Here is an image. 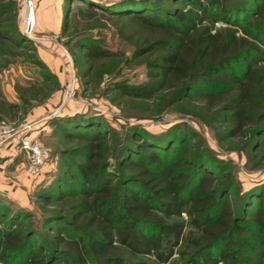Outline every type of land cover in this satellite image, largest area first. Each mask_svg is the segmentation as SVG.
Wrapping results in <instances>:
<instances>
[{"label": "trees", "instance_id": "1", "mask_svg": "<svg viewBox=\"0 0 264 264\" xmlns=\"http://www.w3.org/2000/svg\"><path fill=\"white\" fill-rule=\"evenodd\" d=\"M80 1L93 13L131 15L157 32L138 52L159 51L148 62L153 81L132 87L119 82L116 89L121 94L138 98L166 90L173 103L196 106L200 114L213 113L233 137L245 134L250 124L260 123L263 134L259 148L264 152L262 24L256 20L254 32L239 25L254 13L264 17V0ZM163 8L172 11L171 20L161 19L166 12ZM147 11L150 15L143 14ZM16 17V0H0V44L19 46L25 42ZM219 21L225 25L216 27ZM67 23L65 12L63 25ZM77 46L88 67L84 76L96 62L109 57V52L93 41ZM17 109L0 92V121ZM79 123L87 131L73 136L81 145L71 151L83 161L69 165L75 173L57 181L59 187L49 188L44 198L49 206L63 202L59 210L70 216L68 229L51 227L60 259L54 264H163L179 246L187 249L181 254L188 257V264H264L262 191H253L247 198L242 226L234 216L228 193L221 198L214 189L215 175L202 155L181 149L173 156L161 155L155 149L162 145L154 143L152 149L142 138L136 150L129 147L123 153L127 157L120 159L117 174L108 171L112 147L108 133L99 131V119L87 115ZM52 125L61 127L59 121ZM71 136L65 134L67 139ZM134 151L140 154L136 159L131 157ZM114 181H121L123 186ZM183 215L187 219H182ZM20 217V213L0 204V264H12L6 255L17 250L27 252L21 264H46L43 252L35 251L30 236L18 228ZM188 226L197 233L185 232ZM240 231L251 234L248 238L254 248L242 260L231 250L232 239ZM73 232H81V236L73 237ZM118 246L147 261L125 262Z\"/></svg>", "mask_w": 264, "mask_h": 264}, {"label": "rangeland", "instance_id": "2", "mask_svg": "<svg viewBox=\"0 0 264 264\" xmlns=\"http://www.w3.org/2000/svg\"><path fill=\"white\" fill-rule=\"evenodd\" d=\"M25 2L16 0V24L25 42L19 46L9 42L0 44V92L8 102L18 107L3 120L20 133L39 137L49 150L50 158L41 175L30 177L26 173L27 155L18 146V135L1 141L0 204L21 214L17 226L30 236L35 251L43 252L46 264L60 260L55 253L57 245L51 227L62 231L68 229L70 216L59 210L63 202L49 206L44 198L49 194V188L59 187L57 181L63 182L75 173L69 165L82 163L81 157L74 156L71 149L81 145L73 136L81 130L87 131L86 128L81 129L79 123L87 115L97 117L101 126L99 131L108 133L112 147L108 171L118 174L123 153L129 151V147L131 151L136 150L142 138L150 148L154 143L162 145V148L155 149L161 155L173 156L180 149L202 155L215 175L214 189L221 198L228 193L237 223L242 225L241 217L250 193L258 190L264 195V152L259 148L262 124H250L245 134L233 137L213 113L200 114L196 106L173 103L172 95L166 90L138 98L121 94L116 89L119 82L132 87L153 81L148 74V62L155 59L159 51L138 52L146 48L148 37L157 33L154 29L134 16L93 13L80 0H69L63 8V17L68 12V23L63 25L62 17L59 31L44 33L55 41L43 40L42 33L34 29L31 36L24 32L22 8ZM32 2L34 9L35 3ZM163 9L166 12L161 19L171 20L172 11ZM256 20L262 24L259 33H263L264 38V17L254 13L248 21L242 19L239 25L254 32ZM224 25L223 21L215 23L216 27ZM238 33L243 32L239 30ZM87 41L106 49L109 57L96 62L90 74L84 76L83 72L88 67L77 45ZM70 79L75 82L74 94L72 98H65L64 88ZM54 121H59L61 127L53 126ZM67 133L73 138H65ZM61 148L63 150H59ZM131 154L135 159L140 155L135 151ZM114 183L118 187L123 186L121 181ZM181 218L187 219V216ZM48 222L52 226L47 225ZM187 231L197 233L190 226ZM79 235L81 232L72 234L73 237ZM250 235L244 231L234 235L231 250L237 259L242 260L252 254L250 249L254 248L253 241L248 238ZM118 247L125 262L147 261L146 257H133L123 247ZM182 250L187 251L183 246L177 247L169 262L163 264H188V257L181 254ZM26 253L24 250L8 253L6 260L21 264Z\"/></svg>", "mask_w": 264, "mask_h": 264}, {"label": "built area", "instance_id": "3", "mask_svg": "<svg viewBox=\"0 0 264 264\" xmlns=\"http://www.w3.org/2000/svg\"><path fill=\"white\" fill-rule=\"evenodd\" d=\"M33 7L32 0H26L22 8V23L24 25V32L31 36L33 28L31 31H27L28 23V13H30ZM43 40L55 41L51 37H43ZM75 82L73 79L67 81L64 88L65 98H72L74 94ZM18 135V146L27 155L26 172L30 177H37L42 174L43 167L50 158L49 150L43 145L39 137L30 135L28 133L22 132L15 127L4 121H0V142L8 139L12 136Z\"/></svg>", "mask_w": 264, "mask_h": 264}, {"label": "crops", "instance_id": "4", "mask_svg": "<svg viewBox=\"0 0 264 264\" xmlns=\"http://www.w3.org/2000/svg\"><path fill=\"white\" fill-rule=\"evenodd\" d=\"M34 1V31L44 37L56 33L61 27L65 0H33ZM45 167V166H44ZM43 167V171L44 168ZM27 173V172H26Z\"/></svg>", "mask_w": 264, "mask_h": 264}, {"label": "water", "instance_id": "5", "mask_svg": "<svg viewBox=\"0 0 264 264\" xmlns=\"http://www.w3.org/2000/svg\"><path fill=\"white\" fill-rule=\"evenodd\" d=\"M34 12H30L29 14V19H28V23H27V27H26V30L27 31H31L33 26H34V15H33Z\"/></svg>", "mask_w": 264, "mask_h": 264}, {"label": "bare ground", "instance_id": "6", "mask_svg": "<svg viewBox=\"0 0 264 264\" xmlns=\"http://www.w3.org/2000/svg\"><path fill=\"white\" fill-rule=\"evenodd\" d=\"M31 11L34 12L33 7L31 8ZM31 11H30V12H31ZM29 14H30V13H28V19H29ZM33 15H34V13H33ZM27 21H28V20H27Z\"/></svg>", "mask_w": 264, "mask_h": 264}]
</instances>
